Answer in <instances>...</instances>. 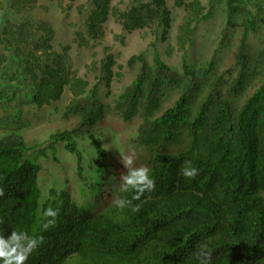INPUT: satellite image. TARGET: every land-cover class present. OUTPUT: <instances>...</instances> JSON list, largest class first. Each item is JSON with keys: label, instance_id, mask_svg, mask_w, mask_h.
I'll use <instances>...</instances> for the list:
<instances>
[{"label": "trees", "instance_id": "obj_1", "mask_svg": "<svg viewBox=\"0 0 264 264\" xmlns=\"http://www.w3.org/2000/svg\"><path fill=\"white\" fill-rule=\"evenodd\" d=\"M5 1L0 43L8 52L1 55L7 68L25 82L36 106L56 100L69 85L73 95L63 115L77 120L51 133L45 145L28 144L17 128L0 133V264H264V81L239 101L208 81L213 59L201 71L182 60L178 73L154 44L151 66L143 52L130 55L126 64H138L137 71L115 108L125 120L141 113L135 141L145 148L148 166L131 172L113 188L114 201L94 211L72 200L66 189L50 187L41 194L37 156L49 150L55 159L61 142L75 155L80 172L82 153L75 139L85 136L95 152L96 173L104 175L106 152L95 126L105 108L97 87L86 92L87 83L72 74L67 49L52 48L48 20L33 27L38 0ZM110 1L87 0L81 10L93 39L109 17ZM246 1L225 0L224 37L235 16L244 17L235 53L240 87L248 61L247 29L254 30L256 17L264 16V0ZM208 5L201 12L198 0L190 3L185 23L190 34L213 14V1ZM118 13L128 31L150 27L164 34L169 28L164 0H132ZM30 31L39 34L34 46L26 39ZM113 63L104 52L97 68L105 86ZM173 86L181 89L162 108Z\"/></svg>", "mask_w": 264, "mask_h": 264}, {"label": "rangeland", "instance_id": "obj_2", "mask_svg": "<svg viewBox=\"0 0 264 264\" xmlns=\"http://www.w3.org/2000/svg\"><path fill=\"white\" fill-rule=\"evenodd\" d=\"M164 1L170 18L169 28L164 34L162 29L154 33L150 27L129 31L124 29L118 11L123 12L129 8L132 0H111L109 17L101 25L100 32L95 35L98 38L95 39L86 32L83 24L84 11L81 10L86 7L87 0L37 1L41 6L31 13L33 27L41 19L48 20L51 23L49 43L52 48L58 51L67 49L72 62V74L87 83L86 92L93 85L97 87V96L104 104L105 113L95 126L96 136L105 149L108 163L104 175L99 176L96 173L95 152L89 139L85 136L77 137L75 141L82 153L79 172L75 155L66 151L63 143L59 142L54 149L55 159L49 150L45 156H37L41 165L38 172L41 194L47 193L50 187L66 189L72 200L97 211L114 201L113 188H120L131 172H143L147 168L146 150L135 141L137 127L143 119L141 113L136 112L129 120H125L115 108L118 95L132 82L137 71L138 64L132 67L126 64L130 55L143 52L151 66L154 44L160 58L178 73H182V60L201 71L205 63L213 59L215 67L208 81L213 82L225 95L237 97L239 101L264 81V20L261 21L264 16L256 17L258 23L254 30L247 29L248 61L246 73H243V86L240 87L236 81L239 78V65L235 53L243 31V15L235 16L224 37L225 0H212L213 14L208 20L200 22L190 34L185 23L191 13L190 3L193 0ZM198 1L202 5L201 12H205L211 0ZM7 5L5 0H0V18ZM2 35L6 36L4 31ZM38 35V32L34 34L30 31L26 39L34 46L38 44L35 40ZM38 51H42L41 45ZM104 52L114 59L109 86L100 82L97 68ZM7 53L0 43V93L4 90L5 94L0 98V133L17 128L28 144L45 145L51 133L70 128L77 120L63 115L65 105L72 98V90L67 85L59 98L36 106L29 100L31 92L25 82L18 79L12 68H7L8 60L5 56L1 57ZM180 89L181 86L168 89L161 102L162 108L177 97Z\"/></svg>", "mask_w": 264, "mask_h": 264}]
</instances>
